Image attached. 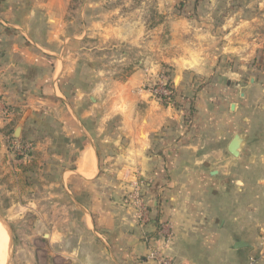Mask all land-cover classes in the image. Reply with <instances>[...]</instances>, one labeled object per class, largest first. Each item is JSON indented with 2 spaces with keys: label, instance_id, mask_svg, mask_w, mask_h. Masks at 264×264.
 <instances>
[{
  "label": "crops",
  "instance_id": "crops-1",
  "mask_svg": "<svg viewBox=\"0 0 264 264\" xmlns=\"http://www.w3.org/2000/svg\"><path fill=\"white\" fill-rule=\"evenodd\" d=\"M70 1L0 0V128L14 130L24 117L18 139L33 145L32 160L14 170L38 161L47 177L54 166L55 179L37 188L47 192L57 180L85 226L45 234L57 240L60 264H157L147 257L155 248L176 264H264V55L247 38L251 17L232 9L219 20L206 7L198 10L206 22L174 21L152 58L170 67L173 103L137 91L148 75L134 69L104 106L77 85L55 36ZM235 134L245 137L238 156L227 149Z\"/></svg>",
  "mask_w": 264,
  "mask_h": 264
},
{
  "label": "rangeland",
  "instance_id": "rangeland-1",
  "mask_svg": "<svg viewBox=\"0 0 264 264\" xmlns=\"http://www.w3.org/2000/svg\"><path fill=\"white\" fill-rule=\"evenodd\" d=\"M263 1L213 0L208 4L207 0H71L62 19L60 33L55 36L63 40V53L69 63L75 64L77 85L100 96L103 105L108 106L109 90H118L119 83L134 69L148 75L143 82L146 88L152 85L157 74L170 71L169 66L159 65L152 58L157 59L162 45L167 43L168 30L174 21L182 20L189 24L206 22L198 11L206 7L216 10L219 20L232 9L239 10L243 18L251 17L250 36L247 38L255 39L257 54L264 55ZM247 65L246 58L244 66ZM173 79L177 83L178 78ZM139 88L141 86L137 91ZM6 137L3 138V149L10 159L4 152L0 153V213L12 228L10 264H46L47 260L49 264H60L63 260L57 258V240L50 241L51 236L45 234L56 232L58 228L66 233L79 232L85 229L81 216L68 204L69 199L57 192V180L47 192L38 189L43 180L54 178L51 175L54 166L49 167L50 176L47 177L40 175L42 166L38 161L26 172L22 167H19L20 171L14 170L17 160L26 163L31 158L32 139ZM27 143H31V148L26 149ZM17 148L21 154L17 153ZM29 184L34 192L27 189ZM31 199L38 201L39 205L30 210L25 204ZM17 201L21 206L10 209ZM39 213L49 214L53 221L49 225L39 223ZM50 247H54L51 253L54 258L47 256L45 251H51Z\"/></svg>",
  "mask_w": 264,
  "mask_h": 264
},
{
  "label": "built area",
  "instance_id": "built-area-1",
  "mask_svg": "<svg viewBox=\"0 0 264 264\" xmlns=\"http://www.w3.org/2000/svg\"><path fill=\"white\" fill-rule=\"evenodd\" d=\"M147 80V78L144 80V82ZM169 76L166 73H159L155 76V80H153L152 85L148 86L147 88L144 86V84L141 85V88L138 89L139 92H148L151 97L155 98L159 102H167V104L173 103L172 95H175V87L173 82L169 86L168 84ZM7 113V108L2 106L0 104V117L5 115ZM31 148V143L26 144V149ZM14 152V151H13ZM17 153L21 154V150L17 148ZM142 181H136L134 182V190L132 191V195L134 197V200L137 203L138 212L137 215L139 218H142L143 214H145L146 210L142 206V203L140 202V191L142 188ZM164 236V242H167V240L170 238L171 233L168 229L164 228L163 231ZM147 257L150 260H154L157 264H176L173 259L170 257L163 255L158 248L152 249L147 253Z\"/></svg>",
  "mask_w": 264,
  "mask_h": 264
},
{
  "label": "water",
  "instance_id": "water-1",
  "mask_svg": "<svg viewBox=\"0 0 264 264\" xmlns=\"http://www.w3.org/2000/svg\"><path fill=\"white\" fill-rule=\"evenodd\" d=\"M177 78V77H176ZM245 91V89L243 88L241 90V95H243V92ZM24 120V117L22 119V121ZM22 121H20L19 123H17V125L15 126L14 130H13V137L14 138H18L20 136L21 133V129H22ZM245 141V137L241 134H235L233 136V138L231 139V141L228 144V152L230 154H232L233 156H238L239 154V150L242 147V144ZM0 223L2 224V226L6 229L7 234H8V244H7V252H6V260L4 264H10V260L12 258V251H13V241H12V228L9 224V222L6 220V218L0 213ZM244 246V242L242 241H237L235 244V248H239Z\"/></svg>",
  "mask_w": 264,
  "mask_h": 264
},
{
  "label": "bare ground",
  "instance_id": "bare-ground-1",
  "mask_svg": "<svg viewBox=\"0 0 264 264\" xmlns=\"http://www.w3.org/2000/svg\"><path fill=\"white\" fill-rule=\"evenodd\" d=\"M8 244V234L0 223V264H4Z\"/></svg>",
  "mask_w": 264,
  "mask_h": 264
},
{
  "label": "trees",
  "instance_id": "trees-1",
  "mask_svg": "<svg viewBox=\"0 0 264 264\" xmlns=\"http://www.w3.org/2000/svg\"><path fill=\"white\" fill-rule=\"evenodd\" d=\"M171 80H168V84H169V86L171 85ZM175 97V95H172V98H174ZM189 102V107H190V109H192L193 108V103H192V101H191V98H189V97H185V102ZM164 105H167V102H162ZM11 109V108H10ZM0 133H2V135H4V136H8L9 138H14L13 136H12V133H13V130H12V127H10V128H8V127H3V128H1L0 129ZM21 162H19V164H20ZM20 166L22 167V169H23V171H26V166L25 165H22V164H20Z\"/></svg>",
  "mask_w": 264,
  "mask_h": 264
}]
</instances>
